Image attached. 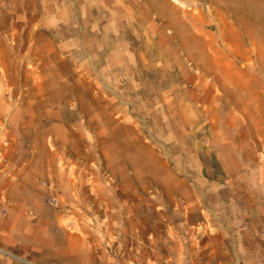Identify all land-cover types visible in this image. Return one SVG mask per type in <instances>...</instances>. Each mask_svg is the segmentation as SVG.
<instances>
[{"label":"rangeland","instance_id":"obj_1","mask_svg":"<svg viewBox=\"0 0 264 264\" xmlns=\"http://www.w3.org/2000/svg\"><path fill=\"white\" fill-rule=\"evenodd\" d=\"M0 264H264V0H0Z\"/></svg>","mask_w":264,"mask_h":264},{"label":"bare ground","instance_id":"obj_2","mask_svg":"<svg viewBox=\"0 0 264 264\" xmlns=\"http://www.w3.org/2000/svg\"><path fill=\"white\" fill-rule=\"evenodd\" d=\"M0 252L2 253V252H3V250H1V249H0Z\"/></svg>","mask_w":264,"mask_h":264}]
</instances>
